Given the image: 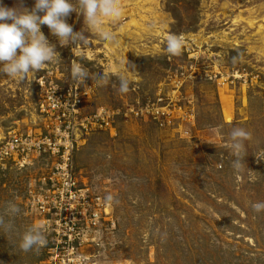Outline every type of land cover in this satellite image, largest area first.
I'll list each match as a JSON object with an SVG mask.
<instances>
[{
  "label": "rangeland",
  "instance_id": "1",
  "mask_svg": "<svg viewBox=\"0 0 264 264\" xmlns=\"http://www.w3.org/2000/svg\"><path fill=\"white\" fill-rule=\"evenodd\" d=\"M119 2L124 15L106 25L114 43L86 31L73 12L67 22L87 40L61 45L42 26L58 59L23 80L0 74V143L51 128L43 106L52 87L80 96L81 119L112 115L111 129L78 134L71 166L95 225L71 237L74 220L51 225L66 231V244L33 204L56 160H0V264H264V211L252 207L264 202V0ZM170 34L183 43L178 56L166 52ZM73 64L88 78L75 83ZM100 76L107 83L96 87ZM157 106L163 115L150 117ZM234 128L251 134L240 170L232 167ZM30 229L46 244L23 252L19 240Z\"/></svg>",
  "mask_w": 264,
  "mask_h": 264
},
{
  "label": "clouds",
  "instance_id": "2",
  "mask_svg": "<svg viewBox=\"0 0 264 264\" xmlns=\"http://www.w3.org/2000/svg\"><path fill=\"white\" fill-rule=\"evenodd\" d=\"M25 0H17L15 7H8L0 0V74L23 80L29 73L33 75L49 63L53 57L58 59L55 46L50 44L41 31L47 26L50 33L56 36L61 45L83 43L87 36L83 31H74L67 22L71 13L83 16L86 31L91 30L107 43H114L115 35L106 25L118 21L124 10L119 0H34L31 8L25 7ZM183 43L176 35H169L166 41V52L172 56L181 54ZM236 60V57H233ZM130 71V70H129ZM89 76L79 64H73L71 79L76 83ZM104 76L95 79L96 87L107 83ZM130 81L126 77L119 80V91L127 93ZM250 133L243 128H234L230 133V148L233 154L232 167L240 170L246 166L244 158L247 155L245 141ZM111 201L113 198L108 196ZM256 212L264 211V202L252 205ZM12 215L19 208L9 205ZM4 221L0 219V226ZM11 227V226H9ZM166 235V234H165ZM46 244V238L40 229H30L24 232L19 240V248L23 252L39 250Z\"/></svg>",
  "mask_w": 264,
  "mask_h": 264
},
{
  "label": "built area",
  "instance_id": "3",
  "mask_svg": "<svg viewBox=\"0 0 264 264\" xmlns=\"http://www.w3.org/2000/svg\"><path fill=\"white\" fill-rule=\"evenodd\" d=\"M54 88H49L50 92L45 94L43 106V112L50 113L52 117L49 120H52L49 125L51 128L47 127L49 130L45 134L39 133L38 136L15 135L7 138L0 143V160L5 163L9 161L12 163L13 160V163L19 167L26 165L29 156L33 159L48 156L56 160L50 174L43 178L42 184L46 190L44 196L33 200V204L48 229L61 237L66 244V231L63 229L58 232L56 229H51V225H59V222L67 224L66 221L74 220L76 227L73 225L71 230H68V237L78 235L79 229L81 232L83 226L89 227L91 223L95 225L94 220L90 218L87 220L88 210L90 212L88 208L91 207L88 190L80 186L71 166L73 154L78 146V134H82L81 131L89 132L93 126L104 130L111 129L112 115L102 117L101 114H96L92 119H81L80 96L72 89L60 93ZM154 109L148 112L150 117L163 115L158 106ZM93 212L94 210L91 209L92 217H97ZM55 249L59 247L56 246ZM43 264H70V262L61 260Z\"/></svg>",
  "mask_w": 264,
  "mask_h": 264
}]
</instances>
